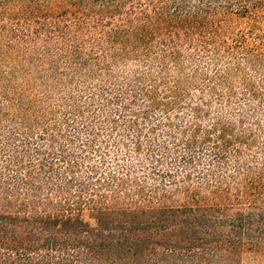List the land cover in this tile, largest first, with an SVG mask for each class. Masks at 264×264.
Returning <instances> with one entry per match:
<instances>
[{
    "label": "trees",
    "instance_id": "16d2710c",
    "mask_svg": "<svg viewBox=\"0 0 264 264\" xmlns=\"http://www.w3.org/2000/svg\"><path fill=\"white\" fill-rule=\"evenodd\" d=\"M251 4L0 0L38 71L0 72V264H264V46L220 36Z\"/></svg>",
    "mask_w": 264,
    "mask_h": 264
},
{
    "label": "rangeland",
    "instance_id": "374dc122",
    "mask_svg": "<svg viewBox=\"0 0 264 264\" xmlns=\"http://www.w3.org/2000/svg\"><path fill=\"white\" fill-rule=\"evenodd\" d=\"M233 1V0H232ZM236 5L234 6L235 9L239 8L241 6L247 7L249 6L251 8V0H234ZM238 2V3H237ZM235 12L227 13L226 16V25H223L224 30L222 31L221 38L227 41L228 44L236 45L240 42H246L249 43L251 46H257L258 48H261L264 46V20L263 17H256V15L246 12H236L237 10H234ZM246 14V15H245ZM0 34L2 35L1 29ZM225 43L220 44L219 47L223 46ZM4 49L0 53V72H6L11 73L14 69V67H17L18 72H31L36 73V67L30 66L31 63H35L36 55L30 56V58L27 60V62L24 64L23 60L18 59L16 62L15 60H12V55L7 53V49L3 47ZM212 49V48H209ZM224 55H227L223 53ZM224 66L226 67H238L241 68L244 65H247L245 62H242L239 65V60L236 57H230V56H224L221 60ZM18 63V64H17ZM13 67V68H12ZM249 70V75L252 77L259 78V75L263 74L262 68H259L260 71L256 72L254 69L246 66ZM208 70V69H207ZM211 72V70H208ZM16 72V75L18 74ZM18 75H21L20 73Z\"/></svg>",
    "mask_w": 264,
    "mask_h": 264
}]
</instances>
